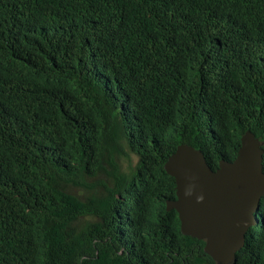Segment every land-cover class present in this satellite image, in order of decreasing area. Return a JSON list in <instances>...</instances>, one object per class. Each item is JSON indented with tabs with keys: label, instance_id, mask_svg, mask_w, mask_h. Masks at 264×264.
I'll use <instances>...</instances> for the list:
<instances>
[{
	"label": "trees",
	"instance_id": "obj_1",
	"mask_svg": "<svg viewBox=\"0 0 264 264\" xmlns=\"http://www.w3.org/2000/svg\"><path fill=\"white\" fill-rule=\"evenodd\" d=\"M248 130L264 149V0H0V264H216L164 165ZM258 218L236 264H264Z\"/></svg>",
	"mask_w": 264,
	"mask_h": 264
},
{
	"label": "water",
	"instance_id": "obj_2",
	"mask_svg": "<svg viewBox=\"0 0 264 264\" xmlns=\"http://www.w3.org/2000/svg\"><path fill=\"white\" fill-rule=\"evenodd\" d=\"M263 159L259 140L247 131L236 159L221 160L217 171L200 149L189 145H180L164 166L180 197L168 204V210H178L182 233L207 241L206 253L219 264H235L249 230L259 224Z\"/></svg>",
	"mask_w": 264,
	"mask_h": 264
},
{
	"label": "clouds",
	"instance_id": "obj_3",
	"mask_svg": "<svg viewBox=\"0 0 264 264\" xmlns=\"http://www.w3.org/2000/svg\"><path fill=\"white\" fill-rule=\"evenodd\" d=\"M248 131H251V130H248ZM247 132V131H246ZM245 132V133H246ZM252 132V131H251ZM245 133H244V135H245ZM253 133V132H252ZM244 135H242V137L244 136ZM256 136V135H255ZM242 137H241V145H240V148H241V146H242ZM257 138V137H256ZM258 139V138H257ZM259 140V139H258ZM259 142H260V140H259ZM182 145H186V144H182ZM192 147V146H191ZM194 148V147H193ZM240 148H239V150H240ZM260 148H261V144H260ZM195 149V148H194ZM263 149V148H262ZM195 150H197V149H195ZM201 150V149H200ZM239 150H238V153H239ZM264 150V149H263ZM202 151V150H201ZM176 152V151H175ZM203 152V151H202ZM204 153V152H203ZM173 155V154H172ZM171 155V156H172ZM205 156V155H204ZM237 156H238V154H237ZM236 156V157H237ZM205 158H206V156H205ZM236 158H234L233 160H231V162L232 161H234ZM221 160H227V159H221ZM221 160H220V162H221ZM168 161V160H167ZM206 161H207V159H206ZM227 161H230V160H227ZM220 162H219V166H220ZM208 163V162H207ZM166 164V163H165ZM165 166V165H164ZM210 166V165H209ZM219 166L216 168V169H213V170H215V171H217L218 170V168H219ZM263 166H264V159H263ZM211 167V166H210ZM165 170V169H164ZM170 176V175H169ZM176 184V183H175ZM175 189H176V187H175ZM264 198V197H263ZM263 198H262V200H263ZM180 200V197H179V195H178V189H177V196H176V199H172V200H168V202H167V210H168V204L170 203V202H174V201H179ZM261 204H262V202H261ZM260 209H261V207H260ZM260 209H259V211H258V214H259V212H260ZM173 210H176V212L179 214V212H178V210L177 209H173ZM173 210H171V211H173ZM169 211V210H168ZM171 211H169V212H171ZM258 214H257V218H258ZM179 216H180V214H179ZM181 220V219H180ZM258 220H259V224L258 225H260V223H261V220L258 218ZM257 225V226H258ZM257 226H254V227H257ZM254 227H252V228H254ZM251 228V229H252ZM250 229V230H251ZM182 230V229H181ZM250 230H249V232H250ZM249 232H248V234H249ZM248 234H247V240H248ZM204 241V240H203ZM206 242V244H207V241H205ZM246 244H247V242H246ZM246 246V245H245ZM206 248V247H205ZM245 248V247H244ZM243 248V249H244ZM242 249V250H243ZM206 252V251H205ZM239 253V252H238ZM238 255V254H237ZM211 257H213L212 255H210ZM214 258V257H213ZM215 259V258H214ZM215 261H216V264H219L218 263V261L215 259ZM236 262H237V260H236ZM236 264V263H235Z\"/></svg>",
	"mask_w": 264,
	"mask_h": 264
},
{
	"label": "bare ground",
	"instance_id": "obj_4",
	"mask_svg": "<svg viewBox=\"0 0 264 264\" xmlns=\"http://www.w3.org/2000/svg\"><path fill=\"white\" fill-rule=\"evenodd\" d=\"M131 136H132V134H131ZM128 137H130L129 134H128ZM130 138H131V137H130ZM133 139H134V137H133ZM133 139H132V140H133ZM120 206H121V205H120ZM120 210H121V209H120ZM128 229H129V228H128ZM126 231H128V230H126ZM127 238H128V237H127ZM129 238H130V237H129ZM128 240H129V239H128Z\"/></svg>",
	"mask_w": 264,
	"mask_h": 264
},
{
	"label": "rangeland",
	"instance_id": "obj_5",
	"mask_svg": "<svg viewBox=\"0 0 264 264\" xmlns=\"http://www.w3.org/2000/svg\"><path fill=\"white\" fill-rule=\"evenodd\" d=\"M126 166V165H125Z\"/></svg>",
	"mask_w": 264,
	"mask_h": 264
}]
</instances>
